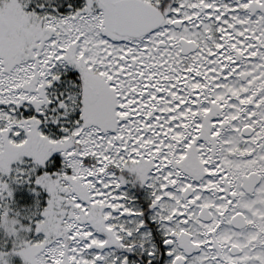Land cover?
<instances>
[{"label":"snow or ice","instance_id":"snow-or-ice-1","mask_svg":"<svg viewBox=\"0 0 264 264\" xmlns=\"http://www.w3.org/2000/svg\"><path fill=\"white\" fill-rule=\"evenodd\" d=\"M0 264H264V0H0Z\"/></svg>","mask_w":264,"mask_h":264}]
</instances>
